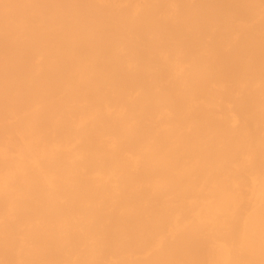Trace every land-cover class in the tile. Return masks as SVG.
<instances>
[{
    "label": "bare ground",
    "instance_id": "6f19581e",
    "mask_svg": "<svg viewBox=\"0 0 264 264\" xmlns=\"http://www.w3.org/2000/svg\"><path fill=\"white\" fill-rule=\"evenodd\" d=\"M0 264H264V0H0Z\"/></svg>",
    "mask_w": 264,
    "mask_h": 264
}]
</instances>
